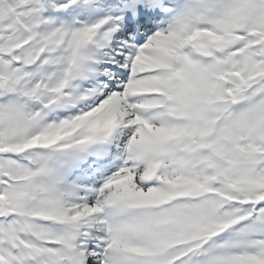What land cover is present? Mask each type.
Returning a JSON list of instances; mask_svg holds the SVG:
<instances>
[{
	"label": "snow or ice",
	"instance_id": "obj_1",
	"mask_svg": "<svg viewBox=\"0 0 264 264\" xmlns=\"http://www.w3.org/2000/svg\"><path fill=\"white\" fill-rule=\"evenodd\" d=\"M0 264H264V0H0Z\"/></svg>",
	"mask_w": 264,
	"mask_h": 264
}]
</instances>
